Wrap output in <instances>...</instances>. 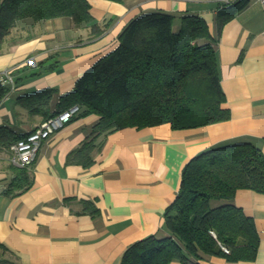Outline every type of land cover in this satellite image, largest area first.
<instances>
[{"label": "crops", "instance_id": "crops-1", "mask_svg": "<svg viewBox=\"0 0 264 264\" xmlns=\"http://www.w3.org/2000/svg\"><path fill=\"white\" fill-rule=\"evenodd\" d=\"M1 1V0H0ZM93 20L71 16L20 19L0 43V72L9 69L15 86L0 102V125L23 134L45 119L29 112L17 97L54 89L50 112L61 95L98 58L113 50L125 25L135 16L171 14L177 32L185 16H199L213 38L224 106L230 117L201 126L172 128L164 122L126 126L108 133L91 152L92 163H66L67 154L90 134L99 116L75 114L45 140L27 167L31 185L3 193L15 173L9 154L0 150V258L17 264H120L126 248L154 234L169 235L164 212L175 198L184 164L198 152L230 140L251 141L264 151V4L249 0L218 32V0H88ZM105 24L91 34V24ZM199 38L197 42H206ZM33 57L36 65L26 60ZM81 200L94 203L96 213ZM225 199H212L217 206ZM231 203L254 219L259 235L251 261L227 262L202 254V264H264V193L240 188ZM6 254L9 256H6ZM167 264H184L171 260Z\"/></svg>", "mask_w": 264, "mask_h": 264}, {"label": "trees", "instance_id": "trees-1", "mask_svg": "<svg viewBox=\"0 0 264 264\" xmlns=\"http://www.w3.org/2000/svg\"><path fill=\"white\" fill-rule=\"evenodd\" d=\"M248 1L219 7L218 32ZM63 15L77 23L93 20L88 0H1L0 43L22 18ZM104 26L92 23L91 34L100 33ZM199 38L207 41L199 43ZM118 40L113 50L77 78L71 91L61 95L59 109L50 112L51 87L17 97L29 112L42 113L45 118L73 104H79L78 114L99 116L90 134L67 154L66 163L89 166L91 152L108 133L122 127L168 122L172 128H188L230 117L224 106L213 38L203 18L185 16L175 32L171 14L141 13L125 25ZM6 92L7 88H0V96ZM21 135L0 125V150L9 154L10 144ZM11 166L15 173L2 190L6 194L25 190L32 182L27 167ZM240 188L264 193V151L259 146L230 140L198 152L184 164L177 194L165 209L164 226L169 235L150 234L134 241L123 252L120 264H167L171 260L202 264V254L230 263L253 260L259 243L254 219L230 202ZM212 199L226 202L212 206ZM81 202L84 209L97 212L92 201ZM0 248L7 250L2 243ZM0 264L17 263L0 258Z\"/></svg>", "mask_w": 264, "mask_h": 264}, {"label": "built area", "instance_id": "built-area-1", "mask_svg": "<svg viewBox=\"0 0 264 264\" xmlns=\"http://www.w3.org/2000/svg\"><path fill=\"white\" fill-rule=\"evenodd\" d=\"M221 5L230 4L236 0H218ZM264 4V0H261ZM29 66H35L33 57L26 60ZM15 82L11 70L5 69L0 72V88L13 89ZM5 95L0 96L1 98ZM80 111L79 104H73L66 110L59 111L42 120L36 127L23 133L18 139L9 146V161L16 167H28L37 158L41 144L47 140L55 131L63 127L75 114ZM227 250L225 247H223Z\"/></svg>", "mask_w": 264, "mask_h": 264}, {"label": "rangeland", "instance_id": "rangeland-1", "mask_svg": "<svg viewBox=\"0 0 264 264\" xmlns=\"http://www.w3.org/2000/svg\"><path fill=\"white\" fill-rule=\"evenodd\" d=\"M10 168H11V169H14L12 166H10ZM6 256H8V255L6 254ZM8 257H9V256H8Z\"/></svg>", "mask_w": 264, "mask_h": 264}]
</instances>
